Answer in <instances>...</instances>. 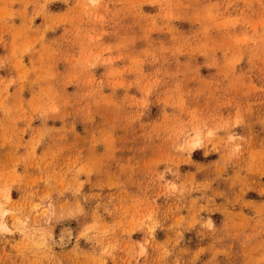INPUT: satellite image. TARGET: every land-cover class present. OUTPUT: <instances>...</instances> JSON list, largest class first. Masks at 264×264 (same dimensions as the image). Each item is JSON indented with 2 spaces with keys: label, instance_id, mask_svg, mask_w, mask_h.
<instances>
[{
  "label": "rangeland",
  "instance_id": "374dc122",
  "mask_svg": "<svg viewBox=\"0 0 264 264\" xmlns=\"http://www.w3.org/2000/svg\"><path fill=\"white\" fill-rule=\"evenodd\" d=\"M0 264H264V0H0Z\"/></svg>",
  "mask_w": 264,
  "mask_h": 264
},
{
  "label": "bare ground",
  "instance_id": "6f19581e",
  "mask_svg": "<svg viewBox=\"0 0 264 264\" xmlns=\"http://www.w3.org/2000/svg\"><path fill=\"white\" fill-rule=\"evenodd\" d=\"M196 144V143H195ZM195 144H194V146H195ZM193 145V144H192ZM197 145V144H196ZM193 148V147H192ZM2 214V213H1Z\"/></svg>",
  "mask_w": 264,
  "mask_h": 264
}]
</instances>
